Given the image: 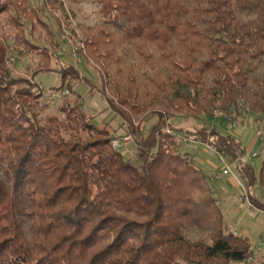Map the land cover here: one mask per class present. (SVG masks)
<instances>
[{"label":"trees","instance_id":"16d2710c","mask_svg":"<svg viewBox=\"0 0 264 264\" xmlns=\"http://www.w3.org/2000/svg\"><path fill=\"white\" fill-rule=\"evenodd\" d=\"M30 1L0 0L12 32L0 37V264L245 263L251 243L227 228L206 174L177 137L225 159L243 144L207 126L199 135L177 131L170 120L171 111L206 125L215 113L236 125L248 114L264 119V0H96L100 18L81 43L111 78L113 98L99 91L123 119L117 137L81 110L75 88L86 79L56 60L53 16ZM12 53L38 58L34 76L59 74L51 90L72 96L58 113L42 119L50 101L7 67ZM154 115L152 131L138 133L136 166L112 142L134 131L135 118ZM237 167L250 204L264 212L253 192L264 195V162L258 175Z\"/></svg>","mask_w":264,"mask_h":264},{"label":"rangeland","instance_id":"374dc122","mask_svg":"<svg viewBox=\"0 0 264 264\" xmlns=\"http://www.w3.org/2000/svg\"><path fill=\"white\" fill-rule=\"evenodd\" d=\"M44 6L53 16V19L47 22L53 27V31L57 34L61 45L56 48V60L59 62L75 65L80 71V80L86 79V82L79 83L75 90L80 96L79 99L81 110L92 118V122L97 127L104 125V122L109 123L107 127L111 130V135L115 137L126 133L123 129V119L119 114L109 109L107 98H113L110 92V77L101 71V67L92 59H86V46L79 45L82 41V30L87 26H94L100 18V7L96 0H57V4H52L51 0H31L29 6L37 7ZM8 31L7 36H11L12 32L9 29V24L6 15L0 16V37L3 38ZM62 34L69 35L73 42L68 41L62 43ZM73 37L75 39H73ZM9 44L13 46V39L9 38ZM44 44V43H41ZM83 44V43H82ZM82 46V47H81ZM76 47L80 49L76 51ZM12 57L6 61L7 67L16 77L24 78L32 84H37L45 92L46 100L50 101V108L41 114L43 120L47 116L58 113V106L62 99L52 101L51 96L54 93L51 89L59 87L62 83L61 77L56 72H41L34 76L38 65V58L29 55L19 56L17 53H12ZM14 60V61H13ZM50 66L56 68L58 64L52 60ZM95 88H103V93H93ZM72 96L69 92L64 98ZM72 99V98H71ZM174 117L170 120L177 131H191L199 135L198 131L204 126L208 127L210 133L219 130L222 133H232L235 139L243 144L244 151L237 152V156H230L228 159L220 156L215 150L209 148L208 143H203L200 140L196 141L190 135L189 141L181 142L180 151L188 153L195 159V165L204 171L208 181V187L212 190L213 196L219 200L224 216V222L227 228L234 234L246 238L255 247V263H234V264H261L264 262V212L253 208L248 199V188L244 177L238 169L239 159L246 161L247 153L258 151L261 147V142L258 137V132L264 130V119L257 120L255 115H245L242 122L234 123L227 121L222 122L221 117L214 116L207 120L209 124L197 122L193 118H185L171 111ZM157 123V116H150L146 120L143 118H135L133 120L132 140L122 145L119 151L132 164L140 166L143 160L140 158V152L137 147L139 140L138 133L142 131L143 137L147 136ZM174 130L171 126H166L165 129ZM128 136V135H126ZM123 138V137H121ZM120 138V139H121ZM178 138V137H177ZM116 140V139H114ZM113 140V141H114ZM230 164L233 174L224 176L220 180H211L214 175L221 173L224 169L223 160ZM248 168V167H246ZM256 174L261 170V163L256 164ZM253 192L264 203V195L259 187H254Z\"/></svg>","mask_w":264,"mask_h":264},{"label":"built area","instance_id":"2783aa9c","mask_svg":"<svg viewBox=\"0 0 264 264\" xmlns=\"http://www.w3.org/2000/svg\"><path fill=\"white\" fill-rule=\"evenodd\" d=\"M61 38L63 40L62 43L64 42L65 44L68 41L73 42L72 38L69 35L66 36L65 34H62V37ZM73 39H75V38L73 37ZM79 45L84 46V44H82V43H80ZM75 49H76V51H78L80 48L79 47H76ZM92 92L93 93H96L97 90L94 88L92 90ZM107 92H108V89H107ZM67 94H68V91H64L61 94H53L51 96V98L52 99H56V98H59L60 99V98H63V96H65ZM215 115L218 116V117L223 116L221 113H215ZM233 126H236V124H234ZM164 132H166L168 135H174L173 131L171 129H168V128L165 129ZM257 135H258L259 140L261 142V147H260V149L258 151H253L251 153H247L246 156H245V158L247 160L245 162L242 161V159H239L238 160L239 161L238 164H239V166L242 169H244L246 167H249V166L255 168L257 163L264 162V130H260ZM132 138H133L132 135H128V136H125V137H123L121 139H116V140H114L112 142V147L114 149H119L122 145H124V144L128 143L130 140H132ZM188 141H189V139L187 137H185V136H178V138H177V142H179V143H181V142L182 143L183 142L186 143ZM209 148H211V147L209 146ZM222 160H223V158H222ZM223 163H224V169H223V171L221 173L217 174V175H214L212 177V179H211L212 181L213 180H220L224 176H228V175H232L233 174V170H232L230 164H228L224 160H223ZM250 252H251V256L247 259L246 262L247 263H255V247L252 246L250 248Z\"/></svg>","mask_w":264,"mask_h":264}]
</instances>
